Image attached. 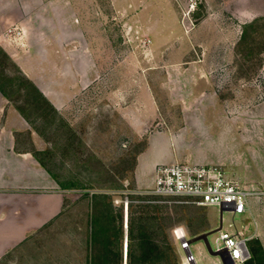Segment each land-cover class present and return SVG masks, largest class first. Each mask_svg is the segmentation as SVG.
<instances>
[{"label":"rangeland","instance_id":"374dc122","mask_svg":"<svg viewBox=\"0 0 264 264\" xmlns=\"http://www.w3.org/2000/svg\"><path fill=\"white\" fill-rule=\"evenodd\" d=\"M192 3L0 0V27L8 32L4 22L10 27L19 26L16 33L25 32L24 47L41 58L47 47L60 41H66L71 53L80 52L75 50L80 31L70 25L76 14L98 50L95 66L93 63L92 68H86L93 71L94 77L84 80L85 89L79 83L80 91L71 97L62 113L44 103L40 109L27 103L25 95L32 90L21 85L20 79L10 86L8 100L14 107L6 111L5 119L12 120L18 110L16 104L26 108L33 125L30 123V132H18L21 147L38 153L59 181L70 187V197L60 218L35 233L28 245L10 253L2 264H86L90 219L87 204L91 215L86 192L120 193L116 203L123 205L122 264H127L126 194L139 190L133 182L137 157L146 147L148 136L160 130L173 131L179 146L188 152L214 155L227 162L242 161L249 178L264 181V0H197L195 9ZM252 22L246 38H242L245 25ZM19 51L23 54L21 48ZM33 56L29 52L21 62L26 71H38L33 80L51 93L48 98L57 107L59 59L54 56V62L42 64ZM179 59L186 62L179 66L171 62ZM195 59L201 60L200 78L194 75ZM0 60L5 61L0 71L14 78L21 76L17 66L1 52ZM147 83L160 110L156 120L149 113V121L137 127L134 123L143 117L138 108L145 102ZM183 103L218 106L199 111L207 120L193 127L189 125L192 112L181 110ZM217 120L219 127H212ZM33 130L39 143L31 139ZM224 136L227 147L211 150V142L218 143ZM220 165L230 173L228 166ZM160 200L159 204L153 203L157 206L135 205L134 249H139L140 236L149 233L162 244L172 245L183 259L178 247L180 237L190 235L195 239L196 234L205 231L209 232L212 248L217 247L215 238L219 233L215 230L221 224L218 207L199 205L187 197ZM149 216H157V220L150 222ZM241 217L226 211L224 225L233 219L238 222ZM191 248L198 257L200 252L212 256L204 238L195 239Z\"/></svg>","mask_w":264,"mask_h":264},{"label":"crops","instance_id":"0c3cea01","mask_svg":"<svg viewBox=\"0 0 264 264\" xmlns=\"http://www.w3.org/2000/svg\"><path fill=\"white\" fill-rule=\"evenodd\" d=\"M67 3L68 2L65 1V4ZM6 23L7 22H4L9 31L4 32L3 28L0 27V45L17 63L23 73L34 81L33 79H35V74L37 75L38 71L36 70L35 74L33 72H28V70L26 71L21 61L23 60V56H26L27 53L30 52L32 57L35 52L33 53L31 48L27 49L24 47L25 43H23V38L25 35H22L25 32H17V34L16 30L20 29V27H10V24ZM70 25L74 27L75 30L80 31L77 37L79 43L75 48V50L80 49L78 54L71 53L72 51L66 48V41L62 44L60 41L58 44L50 45L53 47H47V52L44 54L45 56L43 58H41L39 54L33 56V59L42 64H44V62H54V56L59 59L57 73L60 78V101L57 106L58 108L55 107L60 113L65 111L71 97L77 95L80 91L78 87L79 83H81V89H85L84 80H91V78L94 77L92 76L93 71L88 72L86 68H92L93 63L95 66L96 60L98 59V56L95 55L97 49L93 42L94 39L87 33L86 27L81 23L80 17L77 16V14ZM90 31H92V29H90ZM20 48L23 54L20 53ZM158 58L161 59L160 57ZM200 61L201 60L197 59L192 61V65L195 67L196 71L194 75L199 78L203 75L198 65ZM171 62L178 65L186 61L179 59L172 60ZM34 83L48 98L51 93L43 89L36 81H34ZM143 95L145 102L138 108L143 112V117H139L135 121L134 125L137 127H143L146 122L149 121V119L146 118L149 113H152V117H154L153 121L156 120L158 111L160 110L154 91L149 83L144 87ZM50 99L49 100L56 105L53 99ZM11 106L13 105L10 104L8 98L0 91V264L3 263V260L10 253L12 254V252L18 248L20 249V247H25L29 240L34 238L35 233H40L52 221L58 217L60 218L65 209L66 201L68 197H70L68 189L60 186L50 170L34 155V150L21 147L22 141L20 137H18V132H30L32 126H30V122H28L16 108L17 112H14L12 120L5 119L4 114ZM217 106V104L207 103H183L180 108L183 111L192 112L189 115V125L200 127L205 123L207 118L198 112L212 110L217 108ZM218 121L219 120H217L216 124H212L211 126L214 128L219 127ZM34 133L35 131L33 130L31 139L39 143L40 139H38L39 137L35 136ZM179 143L174 132L170 130H160L154 134H150L146 147L137 157L133 176L134 186L138 189L153 187L155 183V170L158 164L190 161L206 164H224L228 166L230 170L229 174L239 180L247 188L254 190L264 189V181L260 183L259 179L249 178L245 172L248 170L244 171L242 161H239V163L235 161L227 162L214 155L191 153L190 151L184 150L183 147H180ZM226 147L225 136L218 143L216 141L211 142V150L214 148L222 150ZM251 148L253 149V147ZM92 194V192H89V195L86 194V196L89 197V203H91ZM83 197H85L84 194H82V198ZM82 198L80 197L81 201L85 200V198L83 200ZM87 211H89V214L86 213V215L88 214L87 216L90 218L91 215L88 204ZM241 216L238 222L235 219L230 222L233 221L238 229L251 237L249 242L251 241L254 243L258 241L264 250L263 191L249 198L248 209L241 214ZM89 222L90 219L88 223ZM230 222H228V225H224V227L234 229L230 227ZM209 253L212 256L209 254L204 255L201 252L199 253L200 264H222V259L219 255L212 252ZM213 256L215 258H213Z\"/></svg>","mask_w":264,"mask_h":264},{"label":"trees","instance_id":"16d2710c","mask_svg":"<svg viewBox=\"0 0 264 264\" xmlns=\"http://www.w3.org/2000/svg\"><path fill=\"white\" fill-rule=\"evenodd\" d=\"M253 22L246 24L242 38H246L248 30L253 26ZM0 52L3 56L14 63L21 76L14 78L0 71V91L9 100L11 99L10 86L15 83V80L20 79V84L29 87L32 91L26 93V102L30 105L36 106L37 109L43 108V103L49 106L54 112H58L54 104L44 95L40 88L27 77L12 57L0 45ZM5 63L0 60V65ZM18 110L26 118L28 122L33 125L26 108L21 104H16ZM34 155L38 157L40 162L47 167V165L40 159L38 153L34 151ZM48 168V167H47ZM49 169V168H48ZM50 170V169H49ZM54 178L59 182L62 188L68 189L67 185L61 183L58 177L50 170ZM112 192V191H111ZM89 195V192H86ZM120 194V193H117ZM115 193L109 192H94L91 197V216L89 222V238L86 241L88 254L86 257V264H122L124 257L121 251V240L123 238V205L116 203ZM146 196L129 190L126 194L127 206L129 207V243H128V259L127 264H183L182 256L177 255L172 245H164L158 240H155L152 234H142L140 242L137 244L139 249H134L133 225L135 221L134 208L135 205L147 204L149 206L159 204V199L154 196ZM150 198V199H149ZM155 200V201H149ZM147 201V203H146ZM150 222L156 221L157 216H149ZM97 244H101L98 245ZM254 244V245H253ZM99 246H101L99 248ZM250 247V246H249ZM250 251L252 258L247 264H264V250L255 241L251 244Z\"/></svg>","mask_w":264,"mask_h":264},{"label":"built area","instance_id":"2783aa9c","mask_svg":"<svg viewBox=\"0 0 264 264\" xmlns=\"http://www.w3.org/2000/svg\"><path fill=\"white\" fill-rule=\"evenodd\" d=\"M192 1V9H195L197 0ZM135 192L161 199L187 197L199 205L218 207L221 213V224L215 230L219 233L215 238L217 247L212 248L207 238L209 234L207 231L196 234L195 239H206L210 252L217 255L227 253L228 259L233 264H247L252 258L249 247L251 237L238 229L233 221L229 225L234 229L225 228L224 213L229 211L233 214H243L248 209L249 198L262 192L244 186L222 165L190 161L158 164L155 170L154 186ZM195 239H192L190 235L181 236L179 239L178 247L183 252L184 264H200L199 257L191 248Z\"/></svg>","mask_w":264,"mask_h":264},{"label":"water","instance_id":"95a60500","mask_svg":"<svg viewBox=\"0 0 264 264\" xmlns=\"http://www.w3.org/2000/svg\"><path fill=\"white\" fill-rule=\"evenodd\" d=\"M219 256L222 258L223 264H233V262L228 259L227 253H219Z\"/></svg>","mask_w":264,"mask_h":264}]
</instances>
